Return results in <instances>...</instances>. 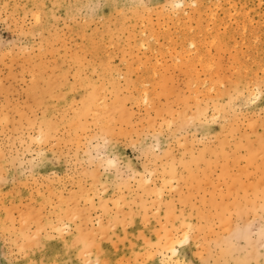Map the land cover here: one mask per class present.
I'll return each instance as SVG.
<instances>
[{
    "label": "rangeland",
    "instance_id": "1",
    "mask_svg": "<svg viewBox=\"0 0 264 264\" xmlns=\"http://www.w3.org/2000/svg\"><path fill=\"white\" fill-rule=\"evenodd\" d=\"M174 1L0 0V264H264V0Z\"/></svg>",
    "mask_w": 264,
    "mask_h": 264
},
{
    "label": "bare ground",
    "instance_id": "2",
    "mask_svg": "<svg viewBox=\"0 0 264 264\" xmlns=\"http://www.w3.org/2000/svg\"><path fill=\"white\" fill-rule=\"evenodd\" d=\"M186 3V2H185ZM193 3H195V2H193ZM192 3V4H193ZM177 4H179V5H181L182 7H183V5L185 6V4L183 3V1H181V0H176V1H174V4H172L173 5V7H175V5H177ZM189 4H191V2L189 3ZM171 5V4H170ZM186 6H187V3H186ZM171 7V6H170ZM178 8L177 7H175V10H177ZM179 9H180V7H179ZM178 9V10H179ZM173 11V10H172ZM194 41V40H193ZM193 41H191V42H193ZM190 42V43H191ZM192 45V44H191ZM190 45V46H191ZM194 45V44H193ZM183 46H185V45H183ZM182 46V47H183ZM187 46V45H186ZM189 47V46H188ZM197 47V46H196ZM186 48V47H185ZM195 48V47H194ZM191 49V48H190ZM184 50V49H183ZM189 50V49H188ZM192 50H193V48H192ZM191 50V51H192ZM187 51V50H186ZM190 51V50H189ZM185 53V52H184ZM183 56V55H182ZM188 60V59H187ZM189 66V65H188ZM215 74V73H214ZM211 79H212V77H211ZM248 82V81H247ZM246 88V87H245ZM251 88V87H250ZM248 89V88H247ZM245 90L246 92H245V94L244 93H241L240 92V94H242V99H243V102H246L247 104H252L256 99H257V97H258V92H256L255 90H253L252 89V91H254V92H250V90L248 91V90ZM256 89V88H255ZM239 94V95H240ZM253 97H255V99H253ZM238 98H240V97H238ZM147 99H148V97L146 96V95H143L142 96V101H147ZM97 102V101H96ZM240 103V102H239ZM95 104H97V103H95ZM91 105V104H90ZM94 104L92 103V106H93ZM91 106V107H92ZM95 106V105H94ZM95 108V107H94ZM93 108V109H94ZM96 109V108H95ZM144 180H145V182H149V180H150V178H148V177H146V178H144ZM186 236V235H185ZM184 237V236H183ZM164 239L161 241L160 239V241H161V243L159 244V243H157V244H159V249H160V251H159V253L161 252L162 253V255H163V257H162V260H161V262H162V264H180V260L178 259V257H177V255H178V250H177V247L179 246V244L181 243L180 241H178V238H177V236L175 235V234H173V233H168V234H166V236L165 237H163ZM158 240V241H159ZM182 241H185L186 239H185V237L183 238V239H181ZM173 248L175 249V255H173ZM156 250H157V247H156ZM158 251V250H157ZM160 260V259H159Z\"/></svg>",
    "mask_w": 264,
    "mask_h": 264
},
{
    "label": "snow or ice",
    "instance_id": "3",
    "mask_svg": "<svg viewBox=\"0 0 264 264\" xmlns=\"http://www.w3.org/2000/svg\"><path fill=\"white\" fill-rule=\"evenodd\" d=\"M175 7L179 8V7H181V5L177 4V5H175ZM253 99H255V97H253ZM185 239H187V236L185 237ZM181 243H183V241H181ZM175 254H176L175 249L173 248V255H175Z\"/></svg>",
    "mask_w": 264,
    "mask_h": 264
}]
</instances>
